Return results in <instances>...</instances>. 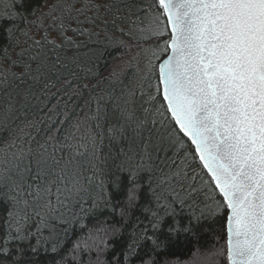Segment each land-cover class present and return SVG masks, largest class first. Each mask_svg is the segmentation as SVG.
Listing matches in <instances>:
<instances>
[{
  "label": "snow or ice",
  "instance_id": "1",
  "mask_svg": "<svg viewBox=\"0 0 264 264\" xmlns=\"http://www.w3.org/2000/svg\"><path fill=\"white\" fill-rule=\"evenodd\" d=\"M103 7L0 0V264H264V0Z\"/></svg>",
  "mask_w": 264,
  "mask_h": 264
},
{
  "label": "trees",
  "instance_id": "2",
  "mask_svg": "<svg viewBox=\"0 0 264 264\" xmlns=\"http://www.w3.org/2000/svg\"><path fill=\"white\" fill-rule=\"evenodd\" d=\"M131 0H96V3L101 5L100 9V17L101 19L97 20L95 25H89L85 24V28H90V30L95 34L92 36L91 41H89L88 37L82 36V37H77L79 41H82L86 47L81 49V53L87 52L89 49H91L92 56L90 58L88 57H83V59L88 60L92 59L95 60L96 57H102L98 63L101 65V67L104 66V62L108 61L109 67H111L114 64H118L119 60L112 59V57L115 55V53L112 51L111 48L106 49L105 45L108 44V40L105 38V32L109 33L113 37L118 38L120 36V33L112 26V19L113 16L109 13H107L106 9L103 7L104 5H113V12H115L116 6L118 5L121 8V11L117 13V15H127L126 10H124L123 5L126 3H130ZM135 11V9H133ZM108 20L109 23L107 26H105L102 23V20ZM118 25L120 27L125 28L127 30V23L124 21H117ZM96 41H100V43H95ZM136 51L135 48L132 49V53L134 54ZM130 54V55H131ZM69 56L72 55L71 52L68 53ZM129 56H125L124 59H128ZM91 66V65H89ZM107 73V69H105V74ZM54 91V90H53ZM52 103H55L53 100ZM41 113H36L35 116L39 117ZM29 119H33V115L30 113L28 116ZM114 117H113V122H114ZM114 147L112 151L114 152ZM103 152L105 154L109 153V148L107 146V141H105V144L103 146ZM109 163H111V157L109 156ZM89 226H92L95 223V220H90ZM220 221L216 220L213 221L210 225L211 228H216L219 225ZM206 227H209L206 225ZM129 228H131V224L129 225ZM219 233H213L209 232L207 235H202L199 238V242L197 243L196 240H191L189 242H185L183 238H181V242L177 244L176 247L172 248L171 251L176 254L181 260L185 262V264H206L205 261V255L208 251H210L214 246V241H213V236H218ZM199 247L200 249V254L199 255H194L195 248ZM50 259L49 257H42L41 258V264H50Z\"/></svg>",
  "mask_w": 264,
  "mask_h": 264
}]
</instances>
